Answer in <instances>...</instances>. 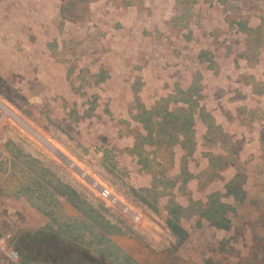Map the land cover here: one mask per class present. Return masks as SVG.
I'll list each match as a JSON object with an SVG mask.
<instances>
[{"label":"rangeland","instance_id":"374dc122","mask_svg":"<svg viewBox=\"0 0 264 264\" xmlns=\"http://www.w3.org/2000/svg\"><path fill=\"white\" fill-rule=\"evenodd\" d=\"M0 102V264H264V0H0Z\"/></svg>","mask_w":264,"mask_h":264},{"label":"built area","instance_id":"2783aa9c","mask_svg":"<svg viewBox=\"0 0 264 264\" xmlns=\"http://www.w3.org/2000/svg\"><path fill=\"white\" fill-rule=\"evenodd\" d=\"M93 186L97 189L99 197L105 201H108L110 204L112 205H117L118 202L117 200L112 196V194L105 188V187H101L99 185H97L96 183L93 184ZM123 213L126 215H129V217L131 218V220L133 222H138L139 221V216H137L136 214L130 212L127 208L122 207ZM9 258L12 261H16L17 260V255L16 253H10Z\"/></svg>","mask_w":264,"mask_h":264},{"label":"bare ground","instance_id":"6f19581e","mask_svg":"<svg viewBox=\"0 0 264 264\" xmlns=\"http://www.w3.org/2000/svg\"><path fill=\"white\" fill-rule=\"evenodd\" d=\"M0 109L2 110V117L0 118V122L5 118L9 117L14 122H16L18 125H20L24 130H26L30 135H32L34 138H36L41 144H43L45 147L53 150V146L44 140L39 134H37L35 131L31 130L25 123H23L17 116H15L12 112H10L1 102H0Z\"/></svg>","mask_w":264,"mask_h":264},{"label":"crops","instance_id":"0c3cea01","mask_svg":"<svg viewBox=\"0 0 264 264\" xmlns=\"http://www.w3.org/2000/svg\"><path fill=\"white\" fill-rule=\"evenodd\" d=\"M188 124H189V123H187V121H186V122H184V124H183V125H185V126L187 125V126H188Z\"/></svg>","mask_w":264,"mask_h":264}]
</instances>
